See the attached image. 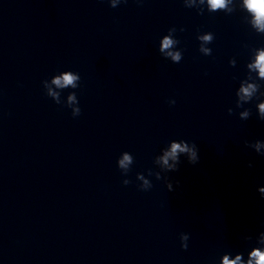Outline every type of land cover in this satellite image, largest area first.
I'll return each instance as SVG.
<instances>
[{"label": "clouds", "instance_id": "clouds-1", "mask_svg": "<svg viewBox=\"0 0 264 264\" xmlns=\"http://www.w3.org/2000/svg\"><path fill=\"white\" fill-rule=\"evenodd\" d=\"M126 2V0H125ZM139 2V0H137ZM230 0H207V5L209 7V11L217 12L218 10H225L230 11L228 9V4ZM112 7H115L117 5V0H111ZM201 3H204V0H201ZM244 6L246 7L247 11L252 14L253 16V25L257 29V32L259 34H264V0H244ZM198 14H202V12H198ZM170 30L176 31L175 27H172ZM184 29L181 28L180 31H183ZM214 34L212 32H208L205 35L198 36L197 39L202 41V44L199 47V51L203 52L205 55H211L212 50L209 48L204 47V44L212 43L214 40ZM174 43H179V41H174L169 37H165L162 42V48L161 50L169 49L173 46ZM168 56H171L172 60L175 62H180L182 59V53L181 52H168ZM229 65L232 67L236 66V60L235 58L229 60ZM247 73L246 77L241 81V86L239 87V91L235 94L240 96L241 100H251L254 95H256L258 92L261 91L262 88H264V85H262L260 82H264V47L257 48V55L255 56L254 62L247 63L246 64ZM258 70V81L254 83H247L248 79H252V77L249 75L251 71H257ZM81 79L78 75H73L71 71H65L62 75L56 76L52 83L55 84L57 88H66L71 86L72 88H77L78 85L76 84V81ZM42 83H46L45 81H42ZM242 93V95H241ZM48 95L53 97V100L55 103L60 104L59 100V93H55L51 90V88L48 89ZM75 98V93H72L69 95V101H72ZM169 104H175V100H170ZM228 113L231 115V110L228 111ZM81 114V109L76 108L73 110L72 116L77 117ZM241 116L247 120L249 117V113L247 111L241 113ZM260 120L264 121V103H260ZM255 147L257 151H259V148L261 147V144L259 141L255 144ZM179 153L187 154V162L192 165H196L199 163L200 156H199V149L197 145L193 142L191 143V147L189 146V142L185 140H180V142H171V150L166 151L164 153V156L160 159L163 161V164L167 166L168 170L171 172H176L179 170V165L181 163L179 159ZM264 155V154H262ZM169 158H171L175 163L169 164ZM132 163V157L125 152L123 155V159H120L118 161V166L120 169H129V164ZM248 167H252L251 163H249ZM148 175H156V178L159 180V174L152 173L151 170H148ZM140 179H143V177H139ZM124 185H128L131 183L129 179H124L122 181ZM166 187L169 191H173L172 183L168 180L165 181ZM152 183L148 180H144V183L142 186H138L140 190L142 191H148L152 188ZM258 191L260 192V196L262 199H264V187L259 188ZM190 238V234L183 232L181 233V240L183 243H181V248L183 250L188 249V241ZM244 241L252 240L253 237L250 235H244L241 237ZM256 246H253L248 252H247V258L245 259V254L243 252H237L235 254L231 252H225L222 254V264H264V231H260L256 237ZM230 256H234L235 259H229Z\"/></svg>", "mask_w": 264, "mask_h": 264}]
</instances>
